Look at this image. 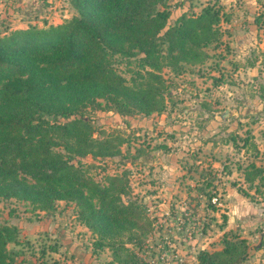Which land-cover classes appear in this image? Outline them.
I'll return each instance as SVG.
<instances>
[{
	"label": "rangeland",
	"instance_id": "obj_1",
	"mask_svg": "<svg viewBox=\"0 0 264 264\" xmlns=\"http://www.w3.org/2000/svg\"><path fill=\"white\" fill-rule=\"evenodd\" d=\"M167 3L168 23L206 3L219 6L218 39L203 47L202 60L181 62L177 73L167 65H141L139 52L114 54L111 66L125 83L157 73L163 105L149 114H120L102 98L86 104L80 113L91 137L109 139L118 151L74 155L71 161L101 184L107 175L120 176L121 201L143 206L149 228L142 240L128 239L126 230L116 237L140 264H159L161 243L167 248L174 242L185 256H196L200 249L220 248L224 237L247 242L233 264H264V185L255 192L242 172L249 161L264 169V0ZM75 13L69 0H0V35L59 23ZM0 222L14 227L15 240L6 247L22 264H122L112 256L108 235L96 245L99 234L84 224L73 200L55 199L44 208L0 196ZM188 235L198 244L195 252L182 239ZM193 262L185 258L182 264Z\"/></svg>",
	"mask_w": 264,
	"mask_h": 264
},
{
	"label": "trees",
	"instance_id": "obj_2",
	"mask_svg": "<svg viewBox=\"0 0 264 264\" xmlns=\"http://www.w3.org/2000/svg\"><path fill=\"white\" fill-rule=\"evenodd\" d=\"M69 1L76 13L59 23L0 35V196L44 208L55 199L73 200L84 224L99 234L96 245L108 235L114 258L140 264L116 237L126 230L128 239L142 240L149 228L143 206L121 201L120 176L107 175L101 184L71 161L74 155L118 151L109 139L91 137L90 123L80 111L96 98L110 101L120 114L160 109L157 73L147 71L144 81L130 85L111 66L112 56L139 52L141 65H167L180 72L181 62L202 60L203 47L218 39L222 12L206 3L168 23L167 0ZM242 172L248 186L259 192L263 167L249 161ZM14 240V227L0 222V264H22L6 247ZM246 244L244 237H224L220 248L198 250L195 264H233L243 257Z\"/></svg>",
	"mask_w": 264,
	"mask_h": 264
},
{
	"label": "built area",
	"instance_id": "obj_3",
	"mask_svg": "<svg viewBox=\"0 0 264 264\" xmlns=\"http://www.w3.org/2000/svg\"><path fill=\"white\" fill-rule=\"evenodd\" d=\"M214 200V197H211V201ZM186 237H182L185 243H190V248L193 247L194 243H192L190 241V239H194V238H190V236L188 235ZM178 245V241L176 242ZM175 247V248H174ZM159 249V264H182V262L185 260V255L183 253V251L179 250L174 242H169L168 243V247L166 248L165 244L161 243L158 245L157 247ZM150 259H148L149 262ZM164 262V263H163Z\"/></svg>",
	"mask_w": 264,
	"mask_h": 264
},
{
	"label": "crops",
	"instance_id": "obj_4",
	"mask_svg": "<svg viewBox=\"0 0 264 264\" xmlns=\"http://www.w3.org/2000/svg\"><path fill=\"white\" fill-rule=\"evenodd\" d=\"M261 147V146H260ZM262 149H264V146H263V148ZM190 241L192 242V243H194V245H193V247L191 248V250H192V252H195L194 251V249L198 246V244L197 245H195V239H190ZM218 248V247H217ZM206 249H207V247H206ZM179 250H181V249H179ZM181 251H185V249H182ZM185 258H186V260L187 261H191V259L193 258V260H194V262H193V264H195V256H192L191 254H187L186 256H185Z\"/></svg>",
	"mask_w": 264,
	"mask_h": 264
}]
</instances>
